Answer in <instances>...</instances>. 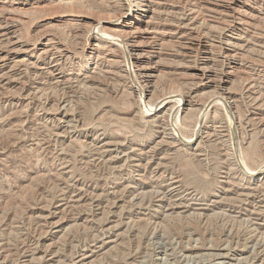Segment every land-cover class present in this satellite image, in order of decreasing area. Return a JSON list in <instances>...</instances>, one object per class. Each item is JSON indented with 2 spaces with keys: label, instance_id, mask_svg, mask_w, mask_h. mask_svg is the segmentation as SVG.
Returning <instances> with one entry per match:
<instances>
[{
  "label": "rangeland",
  "instance_id": "rangeland-1",
  "mask_svg": "<svg viewBox=\"0 0 264 264\" xmlns=\"http://www.w3.org/2000/svg\"><path fill=\"white\" fill-rule=\"evenodd\" d=\"M126 1L0 0V264H264V0Z\"/></svg>",
  "mask_w": 264,
  "mask_h": 264
},
{
  "label": "bare ground",
  "instance_id": "bare-ground-1",
  "mask_svg": "<svg viewBox=\"0 0 264 264\" xmlns=\"http://www.w3.org/2000/svg\"><path fill=\"white\" fill-rule=\"evenodd\" d=\"M126 2H128V5L130 7L129 8L130 13L124 15L123 17L121 16L122 18L120 20L121 23L123 22L125 25L126 24L131 25L132 21H136V20L141 18V14H137V10H139V8H141L140 12L147 13L149 11V5H148L147 0H128ZM18 4H20V3H18Z\"/></svg>",
  "mask_w": 264,
  "mask_h": 264
}]
</instances>
